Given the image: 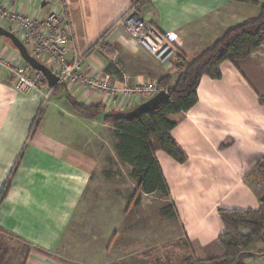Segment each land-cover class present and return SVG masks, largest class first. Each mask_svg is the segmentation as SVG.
Wrapping results in <instances>:
<instances>
[{
	"label": "crops",
	"instance_id": "1",
	"mask_svg": "<svg viewBox=\"0 0 264 264\" xmlns=\"http://www.w3.org/2000/svg\"><path fill=\"white\" fill-rule=\"evenodd\" d=\"M43 1L8 0L5 5L9 10L40 17L48 10H41ZM58 2V11L64 13L63 6L66 7L73 49L78 55L111 29L104 42L108 50L98 46L84 60L90 73H99L109 81L115 96L103 91L91 95L83 89L67 87L79 103H100L110 111L121 104L119 95L125 86H144L149 79L168 74V66L158 64L135 74L116 72L118 55L142 61L147 54L115 25L130 8L129 0ZM141 12L191 62L227 29L256 18L259 7L232 0H151ZM0 45V195L12 173L9 189L0 200V239L4 238L13 249L11 260L0 264H77L62 261L58 254L66 245L63 240L71 224L80 217L79 208L92 183L91 174L97 168L104 171L108 164L105 153L97 151V145L103 142L100 132L107 130L109 135L114 129L101 119L74 115L64 93L44 100L43 87L32 92L18 91L7 64H19L21 58L2 41ZM218 71L221 78L217 80L201 76L196 104L171 118L176 122L171 135L186 153L187 161L179 164L162 151L155 153L169 190V196L163 197L166 206L172 207L173 219L199 260L218 258L224 253L217 242L224 232L218 209H258L260 203L247 177L264 156V105L258 101L259 96L264 97V42L243 60L221 63ZM138 100L126 110L143 103ZM46 107L57 118V125L67 118L66 130L73 131L75 124L89 137L69 134L58 138L37 130L38 111L44 116ZM90 133L98 134V138L95 135L92 140ZM80 143L83 150L76 145ZM135 204L138 206L140 201ZM114 234L110 231L106 236L107 248L115 240Z\"/></svg>",
	"mask_w": 264,
	"mask_h": 264
},
{
	"label": "trees",
	"instance_id": "2",
	"mask_svg": "<svg viewBox=\"0 0 264 264\" xmlns=\"http://www.w3.org/2000/svg\"><path fill=\"white\" fill-rule=\"evenodd\" d=\"M129 1L130 8L127 12L135 11L140 14L150 4L151 0ZM232 1L257 5L259 7L257 17L227 29L191 62H187L183 54L177 53L172 62L176 71L175 77L167 74L157 81L158 91H166L169 94V99L149 113L129 120L125 118L126 113L137 105L126 111H106L104 105L100 103L91 106L79 103L68 93L66 86L61 82L51 89V94L64 93L71 110L82 118L87 120L101 119L104 124L113 127L116 137L115 151L119 159L131 167L130 176L136 183L137 192L145 195L158 193L164 198L169 196V190L155 158V153L162 151L179 164L187 161L186 153L171 135L176 126V122L171 118L187 112L196 104V89L201 76L206 75L211 79H220L221 74L218 71V66L221 63L225 61L234 63L243 60L264 42V0ZM63 8L67 19L66 7L63 6ZM110 30L106 31L95 44L89 47L83 54L84 58L98 46L108 50L104 42ZM2 40L6 46L17 53L8 39L0 37V41ZM32 72L39 74L34 70ZM42 85H47L45 79H43ZM258 101L264 105V97L259 96ZM41 114L39 110L35 124ZM32 130L31 128V133ZM223 147L225 146H221V148ZM19 160L20 158L15 162L13 171ZM252 174L264 179V156L256 162ZM11 178L12 173L1 191L0 200L6 195ZM259 200L258 209L217 210L224 227V232L217 239L224 252L221 257L199 260L194 256L191 246L187 242L181 246L186 255L182 264H235L239 256L243 259L250 247L264 243V198ZM136 203H139V199L136 200ZM163 213L171 218L175 217L171 206H166ZM154 264H165V262L156 260Z\"/></svg>",
	"mask_w": 264,
	"mask_h": 264
},
{
	"label": "rangeland",
	"instance_id": "3",
	"mask_svg": "<svg viewBox=\"0 0 264 264\" xmlns=\"http://www.w3.org/2000/svg\"><path fill=\"white\" fill-rule=\"evenodd\" d=\"M54 1L52 5H49L51 0L42 2L41 10L45 8L48 10L38 18L46 17L55 6H60L59 0ZM140 15L145 18L142 12ZM63 17L68 24L64 13ZM27 50L30 53L28 48ZM174 51L175 53L167 67V73L175 77L176 71L172 62L177 53L181 52L175 49ZM125 57L124 54L118 55V60L116 59L114 64V68L119 74L145 72L146 69H151L157 64L160 65L148 53L142 56V61L129 60ZM81 58L84 59L83 55ZM21 61L23 62L22 59ZM43 63L47 65V62ZM88 73L90 72L88 71ZM32 75L35 76L36 74L32 72ZM43 79L42 77L40 85L45 88L47 85H42ZM159 79L151 78L148 83H157ZM141 87L143 86H125L123 90L132 95L135 94L134 91L140 90L137 88ZM57 96L58 94H51L50 92L48 98L53 100ZM47 99L44 98V100ZM148 99L149 97H141L138 101L144 102ZM64 100L68 103L65 97ZM45 112L44 116L42 113L38 120L37 128L35 127L37 130H43L58 138L67 137L69 134L89 137V133L85 132L83 128L75 126V124H73V131L66 130L67 118L60 120V124L57 125L58 123L54 121L57 118L52 115L49 107L45 108ZM72 113L78 116L73 111ZM107 132V130L100 132L103 142L100 143L101 146L97 145V151L105 153V161L108 164H106L104 171L101 170L102 168H97L91 174L92 183L79 208L80 217L71 224L69 232L63 240L66 245L61 247L58 258L66 262H77V264H154L156 260H162L165 264H182L186 255L181 246L187 242L183 237L179 223L163 213L167 203L160 194L141 196V193L135 190V181L130 176L131 167L124 165L116 154L114 147L116 143L115 132L110 130L109 135ZM95 135L98 138V134L95 133ZM95 135L90 133L92 140L95 139ZM87 141L91 140L87 138ZM93 143L94 145L98 144L97 141ZM76 145L83 150L82 143ZM90 146L91 144L85 145L86 148ZM247 179L259 198H264V179L255 174H251ZM137 199L140 201L138 206L135 204ZM110 231L115 233L114 236H117L107 248L106 236ZM12 250L4 238L0 239V263L11 260ZM242 264H264V243L250 247L242 259Z\"/></svg>",
	"mask_w": 264,
	"mask_h": 264
},
{
	"label": "built area",
	"instance_id": "4",
	"mask_svg": "<svg viewBox=\"0 0 264 264\" xmlns=\"http://www.w3.org/2000/svg\"><path fill=\"white\" fill-rule=\"evenodd\" d=\"M7 1L0 0V27L14 33L40 62H47L46 66L59 77V82L64 83L66 88L83 89L87 94L94 95L103 91L115 96L116 91L110 88L109 81L99 73H88L85 60L73 51L69 25L63 13L55 9L56 6L46 17L40 19L21 10L7 9ZM53 3L51 0V4ZM115 25L124 29L131 40L141 46L157 63L162 66L170 64L175 53L173 46L139 13L129 11ZM7 71L18 91L32 92L41 88L42 76H33L26 63H8ZM137 89L140 90L134 91L135 94L132 95L123 91L119 95L121 104L114 106L113 110L125 111L137 99H150L159 92L156 82ZM45 90L44 98L47 99L51 88L45 86Z\"/></svg>",
	"mask_w": 264,
	"mask_h": 264
},
{
	"label": "water",
	"instance_id": "5",
	"mask_svg": "<svg viewBox=\"0 0 264 264\" xmlns=\"http://www.w3.org/2000/svg\"><path fill=\"white\" fill-rule=\"evenodd\" d=\"M0 37L6 38L11 42V45L17 51L19 57L23 60V62L29 65L32 70L38 72L45 79L48 88L53 89L59 83V77L56 76L45 64L41 63L39 60L33 57L27 50L26 46L14 33L0 27ZM168 99L169 94L166 91L161 90L147 101L141 103L131 111L127 112L125 118L131 120L145 113H149L156 109L162 102L167 101ZM235 264H242L241 256L238 257V260Z\"/></svg>",
	"mask_w": 264,
	"mask_h": 264
}]
</instances>
